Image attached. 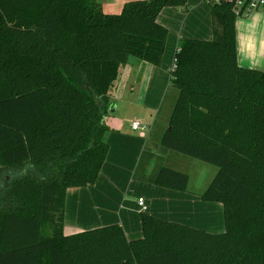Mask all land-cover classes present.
Masks as SVG:
<instances>
[{
    "label": "trees",
    "instance_id": "trees-1",
    "mask_svg": "<svg viewBox=\"0 0 264 264\" xmlns=\"http://www.w3.org/2000/svg\"><path fill=\"white\" fill-rule=\"evenodd\" d=\"M166 7L187 5L135 1L111 15L98 0H0V264H264V71L239 65L227 2L211 6L213 40L175 55L179 95L161 138L219 169L201 198L223 205L225 231L142 213L139 240L119 224L65 234L68 190L95 185L108 158L120 68L162 63ZM155 184L186 192L190 177L162 167Z\"/></svg>",
    "mask_w": 264,
    "mask_h": 264
},
{
    "label": "crops",
    "instance_id": "crops-1",
    "mask_svg": "<svg viewBox=\"0 0 264 264\" xmlns=\"http://www.w3.org/2000/svg\"><path fill=\"white\" fill-rule=\"evenodd\" d=\"M98 1L106 14L113 15L120 14L127 3L144 0ZM185 1L186 8L166 7L158 16V23L169 32L161 65L156 67L130 58L128 64L120 68L119 77L110 92L111 102L115 107L111 112L117 111L125 103H135L134 97L125 98L122 95V86L125 84L126 88L130 87L131 91H135L140 85V77H143L141 86L147 87L142 108L145 109V99L148 97L150 100L157 97L154 101L158 108L166 99V91L172 86L169 70L181 43L186 40H213L211 5L207 0ZM236 39L239 65L264 71V10L238 18ZM122 75H125V81L117 86ZM152 89L157 93H151ZM145 113L147 114L146 109ZM136 121L139 122L136 118L121 119L112 117V114L106 117L109 130L105 139L110 146L108 158L95 185L68 190L65 234L70 236L119 224L129 241L139 240L143 237L142 213L212 234L223 233L224 207L219 203L202 200L204 192L201 188L206 182L204 178L195 185L194 190L190 189V184L186 192L155 184L158 171L164 167L162 164L176 162L182 166L185 162L178 157H172L170 162L156 159L160 157L154 152L161 151L159 142L163 135L160 136L157 132L155 134L157 122L155 121V125L148 120L145 122L143 117L141 121L148 125L149 130L134 131L132 123ZM144 158L148 160V166L145 173L138 176ZM140 199H143L145 209L140 206Z\"/></svg>",
    "mask_w": 264,
    "mask_h": 264
},
{
    "label": "rangeland",
    "instance_id": "rangeland-1",
    "mask_svg": "<svg viewBox=\"0 0 264 264\" xmlns=\"http://www.w3.org/2000/svg\"><path fill=\"white\" fill-rule=\"evenodd\" d=\"M172 63L173 62H171V66H172ZM119 74H120V70H119ZM142 80H143V77H140V82H139L140 85L138 86V88L135 91H131L132 89H130V87L126 88L125 84L122 86L123 87L122 92H121L122 95L125 98L134 97L135 103H125V105H122L117 111H115V112L110 111L109 115L112 114V117L113 116L114 117H121V119L123 118V119H129V120L136 118L141 123L142 126L146 125L145 123H143V121H141V118H143V117H144L145 122H146V120H148L150 123L154 124L156 121L157 123H156V127H155V134L157 132L161 136L168 129L170 116L172 114L175 103L178 99L179 92L174 87L170 86L169 90L166 91L167 93H165V94H167L166 99L164 100V102H162L160 105H158L159 106L158 108L155 107V101H154L157 97L154 98L153 100H150V97L146 98L145 99V102H146L145 109L147 112V114H146L145 109L142 108V106L144 103L143 99L145 98V95L147 93L146 92L147 87L141 86ZM122 81H125V75H122V77L119 78L117 86L119 84H121ZM168 85H170V84L168 83ZM150 92L151 93H157L153 89L150 90ZM157 96H158V94H157ZM160 142H159V145H160L159 149H161V151L160 152L159 151L154 152L160 158L156 157V159H160L162 161L164 160L166 162L169 160V162H170V160H172V157H178L185 162V164H183L182 166L176 162H173L170 165H169V163H167L168 165L162 164V166H164V167L170 166L171 168H173L177 171H180V172L187 174L190 177V184H191L190 189L191 190H194L195 185L197 183H199L201 181V179L204 178L206 182L202 185L201 190H203V192H205L208 189L211 182L216 177V175L218 174L219 169L215 166L206 164V163L201 162L199 160L192 159V158H189L187 156L173 152L171 150L165 149L164 147L161 146ZM147 161L148 160L147 159L145 160V158H144V163L142 164V167L138 170V176H141L142 174L145 173L147 166H148ZM15 174H16V172H13L12 174L10 172L7 173L6 174L7 181H10V179L13 178V176ZM6 177H5V179H6Z\"/></svg>",
    "mask_w": 264,
    "mask_h": 264
},
{
    "label": "built area",
    "instance_id": "built-area-1",
    "mask_svg": "<svg viewBox=\"0 0 264 264\" xmlns=\"http://www.w3.org/2000/svg\"><path fill=\"white\" fill-rule=\"evenodd\" d=\"M207 2L211 6L219 5L221 3H226V2L230 3L234 6V12L238 17H248L257 11L264 10V0H207ZM176 69H177V58L175 56L173 59L172 66L170 67L169 70L170 78L173 77V74L175 73ZM132 129L134 131H148L149 127L148 125L142 126L140 122L136 121L132 123ZM139 204L140 206H142L143 209H145L143 199L139 200Z\"/></svg>",
    "mask_w": 264,
    "mask_h": 264
},
{
    "label": "water",
    "instance_id": "water-1",
    "mask_svg": "<svg viewBox=\"0 0 264 264\" xmlns=\"http://www.w3.org/2000/svg\"><path fill=\"white\" fill-rule=\"evenodd\" d=\"M115 110V107L114 108H112L110 111H114Z\"/></svg>",
    "mask_w": 264,
    "mask_h": 264
}]
</instances>
